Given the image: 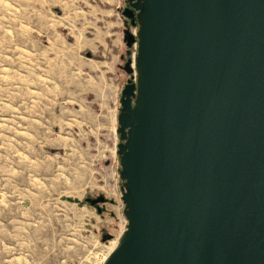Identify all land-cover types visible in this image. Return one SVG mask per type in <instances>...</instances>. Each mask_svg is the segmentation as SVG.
I'll list each match as a JSON object with an SVG mask.
<instances>
[{
    "label": "water",
    "instance_id": "1",
    "mask_svg": "<svg viewBox=\"0 0 264 264\" xmlns=\"http://www.w3.org/2000/svg\"><path fill=\"white\" fill-rule=\"evenodd\" d=\"M130 3L137 81L117 129L128 224L103 264H264V0Z\"/></svg>",
    "mask_w": 264,
    "mask_h": 264
},
{
    "label": "rangeland",
    "instance_id": "2",
    "mask_svg": "<svg viewBox=\"0 0 264 264\" xmlns=\"http://www.w3.org/2000/svg\"><path fill=\"white\" fill-rule=\"evenodd\" d=\"M124 5L0 0V264H103L128 224L117 129L138 30Z\"/></svg>",
    "mask_w": 264,
    "mask_h": 264
},
{
    "label": "flooded vegetation",
    "instance_id": "3",
    "mask_svg": "<svg viewBox=\"0 0 264 264\" xmlns=\"http://www.w3.org/2000/svg\"><path fill=\"white\" fill-rule=\"evenodd\" d=\"M131 3H130V0H125V5H124V8H127V7H131L132 8V6L130 5ZM132 10H133V15H134V19H135V22H136V29L137 30H139V22H138V20H137V15H138V13H139V10H135L134 8H132ZM127 21H129L130 23H132V19H128ZM137 33H138V31H136V35H137ZM124 71H126V70H124ZM127 73V72H126ZM129 75L131 76V78H129L128 79V81L129 80H131L132 82H136L137 81V77H135V69H134V71L132 72V73H129ZM136 78V79H135ZM127 81V82H128ZM127 82H126V84H127ZM125 84V85H126ZM124 183V182H123ZM123 185V184H122ZM121 185V186H122ZM109 200L107 199V201H105V202H102V203H99L98 204V206L100 205V204H106L107 202H108Z\"/></svg>",
    "mask_w": 264,
    "mask_h": 264
},
{
    "label": "bare ground",
    "instance_id": "4",
    "mask_svg": "<svg viewBox=\"0 0 264 264\" xmlns=\"http://www.w3.org/2000/svg\"><path fill=\"white\" fill-rule=\"evenodd\" d=\"M132 65H133V68H134V67H135V61L132 62ZM135 72H136V69H135ZM126 226H127V224L125 223V225L123 226V231L126 229ZM123 231H122V232H123ZM122 232H121V233H122ZM114 241H115V242L112 241V243H113V246L116 247L117 244H118V240H114ZM114 247H113V248H114ZM113 250H114V249H113ZM111 253H112V252H111ZM107 257H108V256H104V261L107 259ZM103 263H104V262H103Z\"/></svg>",
    "mask_w": 264,
    "mask_h": 264
}]
</instances>
